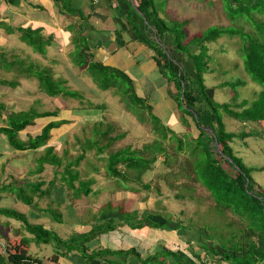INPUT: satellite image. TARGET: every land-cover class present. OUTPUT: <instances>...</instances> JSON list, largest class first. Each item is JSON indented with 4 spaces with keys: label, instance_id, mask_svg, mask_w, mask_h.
<instances>
[{
    "label": "trees",
    "instance_id": "16d2710c",
    "mask_svg": "<svg viewBox=\"0 0 264 264\" xmlns=\"http://www.w3.org/2000/svg\"><path fill=\"white\" fill-rule=\"evenodd\" d=\"M55 1L59 3L58 0ZM8 2L18 4V0H8ZM223 2L225 8L229 7L233 14H250L253 10L262 11L264 9V0H223ZM135 7L144 16L146 22L142 40L154 52L159 67V75L162 79H167L169 83L165 98L153 97L156 90L154 88L144 91L129 72L95 59L84 35H81L80 47L82 48L76 51L77 57L73 62L82 68L86 66L85 68L91 74L93 81L101 89L112 88L116 90L120 100L124 102L126 110L135 115L142 124H146L149 133L155 136L152 142L144 144L142 148H133L132 143L124 148L111 149L105 152V149L114 144L117 139L110 135L115 127L113 123H108L102 130L104 122L99 121L93 127L92 136H85L84 140H80L78 156L63 165L62 158L54 152L55 147L48 144L53 137L52 130L68 123L69 118L59 119V112L56 110L40 112L30 108L13 111L4 108L2 102H0V115L6 113V118L3 119L5 125L0 126V134L4 135V141L8 142L10 147L15 150L31 149L36 152L40 147H44L37 160L36 170L32 172L33 174H40L46 164L53 165L55 168L63 167L61 180H52L49 185L50 196L54 191V184L61 190L65 182L81 195L89 196L92 193L95 176L89 175L88 178H82L80 170L73 168V166H79L80 163L91 167L90 162L94 163V159L98 161L104 159L107 177L119 178L128 183L135 182L137 184L138 182L137 186H139L143 182L144 174L154 168V163L160 154L164 155L163 163L172 167V164L178 160V152H188L187 154L190 153L191 158L195 157L192 162L195 164L194 166L192 164L193 173L186 176H192L194 181H199L209 191L212 200L216 201V204H212L214 207H223L237 218L231 222V225H235V228L231 226L232 236L224 242L222 236L214 239L209 233H202L201 230L194 227L190 228L182 223H176L172 218L165 219L162 217L163 215L161 216L152 210H143L140 217L138 210L126 211L121 205H119V209L111 207L107 210L110 206L105 204L102 208L104 209L102 213H105V216L101 217L106 219L105 221L100 218V215H97L96 221H93L92 227L88 231L75 232L67 238H62L54 232L51 236L49 230L42 225L32 224L28 221L26 214L19 213L13 208H6L0 210V214L20 219L31 235L23 234L20 237L8 238L4 245L5 250L3 253L0 252V264H45L48 257L42 258L39 255H33L30 250L31 244H34L40 246V251H46L45 244L48 243L54 246V248L51 247L54 253L51 260L55 261V264H59L60 257H68L74 251L83 255L86 264L108 255L118 258L114 262L110 260V264H131L124 260V257L129 254L137 258L134 264H264V191L258 190L256 181L249 171L240 167L236 162V166H234L229 160V158L234 160L230 143L236 135L234 132L227 131L223 121V114H226L244 123L264 122V24L257 25L258 36L243 33L235 28L225 30L215 26L204 31L201 36H195L184 43L183 38L186 33L181 31L180 34L175 19H173L175 24H169L159 16L154 0H138ZM61 10L72 15L79 12L78 9L73 6L70 7V5L68 9L66 7L65 9L61 8ZM235 17L232 16V18ZM0 25L7 27L10 33L15 31V33L20 34L19 37L24 43L41 54L46 53L47 46L51 45L53 40L51 35L45 36L41 28L33 29L19 26L15 30L2 21H0ZM82 31L83 28L76 29L78 34H82ZM223 33L230 35L238 33L244 39L242 54L246 71L255 82L263 87L259 97L251 103L248 100L237 103H222L210 95V87L208 88L205 81V73L210 71L208 67L210 55L206 42L217 40ZM168 38L171 40L170 42H167ZM196 48H198V52ZM179 56L187 57L192 62L194 75L184 68ZM0 67L17 69L21 74L19 77L30 78L34 76L38 80L40 90L49 96L55 97L60 94L73 97L82 96L77 91L59 88L58 86L63 82L54 78L53 70L49 66H42L37 62H27L23 58L8 59L5 53H0ZM236 83L239 84L238 81ZM0 84L15 88L19 85V80L18 78L12 80L0 78ZM236 98L235 95L234 100ZM167 101H170L172 107L175 105V109H178L177 113L181 115L179 120H177V115L169 112L170 118L166 121L158 111L156 105L162 103V106L167 108L169 107ZM170 113L171 115H169ZM43 119H47L48 122L43 125L39 132L28 135L26 140L19 136L21 131L38 124ZM185 126L191 128V131L180 134L179 132H182ZM194 131L197 135L194 137L195 139H192L190 135ZM252 134L253 132L243 131V137ZM123 135L124 133H120L117 136ZM102 137L108 139L105 144H102ZM185 141H191L190 144L194 147L187 150ZM218 146L220 147L219 150ZM93 149H95L94 152L91 151ZM198 151L206 155V159L200 161L199 164ZM97 168L95 167L93 171L98 172L99 169ZM56 172L58 174V169ZM183 173L182 168L178 171L171 168L166 176L176 178L182 176ZM10 176L9 184L6 187L3 185L4 187H0V190L9 192L16 202L21 201L28 205L40 204L36 198L43 199V193L47 190L42 189V187L46 182L41 180L35 184L29 181L27 185L32 186L33 194H25L18 184L22 181L15 178L13 174ZM142 184L141 188L143 189L151 186L150 183ZM13 191H16V194ZM218 202L224 204H218ZM51 212L53 211L51 210ZM53 213L55 219L57 216H62V211L57 210ZM69 213H72L69 219L73 220L75 214L71 211ZM145 226L154 230H177L180 232L178 233L180 238L188 247L197 239L200 250L195 251L190 248L188 252H184L159 242L155 244L153 252H149L145 256L135 246L128 250L125 248L120 250L110 248L91 250L88 246L92 239L104 232L108 233L122 227L134 229ZM15 232L18 233L17 230ZM201 251H204L203 256H201Z\"/></svg>",
    "mask_w": 264,
    "mask_h": 264
},
{
    "label": "rangeland",
    "instance_id": "374dc122",
    "mask_svg": "<svg viewBox=\"0 0 264 264\" xmlns=\"http://www.w3.org/2000/svg\"><path fill=\"white\" fill-rule=\"evenodd\" d=\"M136 3H138V0H134L133 5L136 6ZM66 5L68 9L69 6ZM154 5L159 16L165 22L169 24L177 22L180 34L182 32L186 33L183 38L184 43L195 36H201L204 31L215 26L222 27L225 30L235 28L243 33L258 36L259 32L256 27L258 24H264V9L262 11L253 10L250 14H233L230 12L229 7L225 8L223 0H154ZM17 11L18 8L0 9V17L11 16V19H7L9 21L5 19L0 21L9 24L16 30V28L22 26ZM47 12L50 14V11ZM66 16L68 17V15ZM232 16L236 17L232 18ZM173 19L176 22H173ZM58 20L59 24L66 26L64 29L66 28L68 32L74 33L75 37L72 36L73 47L59 49L56 43L53 42L47 46L46 53L41 54L27 43H24L19 37L20 34L15 33V31L10 33L7 27L0 25V53H5L8 59L23 58L27 62H37L42 66L51 67L54 78L63 82L58 86L59 88L77 91L82 96L73 97L64 96L63 94L55 97L49 96L40 90L38 80L34 76L30 78L19 77L21 74L17 69L0 67V78L8 80L18 78L19 80V85L15 88L0 84V102H2V105L4 104L3 107L13 111L28 110L30 108L40 112L56 110L59 112V119L68 117V123L52 130L53 137L48 144L55 147L54 152L62 158L63 165L78 156L80 140H84L85 136H92L93 127L99 121L104 122L102 130L105 129L108 123H113L115 127L110 135L117 139L114 144L108 147L109 149H105V152L111 149L124 148L132 143L134 144H132L133 148H142L144 144L152 142L155 136L149 133L146 124H142L135 115L126 110L125 104L120 100L116 90L112 88L101 89L93 81L91 74L85 68L86 66L82 68L75 65L73 60L77 57L76 51L82 48L80 45L81 35L83 34L76 32L74 24L70 25L72 18L60 16ZM57 21L53 19V22L57 23ZM64 38L68 46L66 34ZM243 46L244 39L238 33L234 35L223 33L217 40L206 42L208 54L210 55L208 63L210 71L205 73V81L208 88L210 87V95L218 102L237 103L248 100L251 103L259 97L263 89L262 85L255 82L246 71L242 54ZM196 50L198 52V48ZM179 59L184 68L194 75L192 62L187 57L179 56ZM153 78L154 84L165 83L167 91L169 86L167 79L164 78L165 81H161L156 73ZM237 81L239 84L236 83ZM160 89L163 90V87H160ZM235 95L236 100H234ZM223 115L227 131L234 132L236 135L230 143L234 160L232 158H229V160L234 166H236V162L240 167L249 171L256 181L258 190L264 191V122L244 123L226 114ZM179 116L181 117L180 114H178ZM4 118H6V113L0 115V126L5 125ZM46 122H48L47 119H43L38 124L27 127L19 133V136L24 140L28 139V135L39 132ZM244 130L253 132V134L243 137ZM190 131L191 128L185 126L184 130L179 133H189ZM120 133H124V135L117 136ZM194 133L190 135V138L195 139L194 137L197 134L195 131ZM3 137L4 135L0 134V172H4V175L13 174L15 178L22 181L18 184L24 182L25 184H21L20 188L25 194H33L32 186L27 185L29 181L35 184L41 180L46 182L42 187V189L47 190L43 193V199L35 196L38 197L36 200L40 202L43 208H48L53 212L62 211V216H57L47 228L51 236L55 233L59 237L67 238L75 233L74 225L68 220V217H71L68 209L70 205L74 206L76 217L80 219V222L90 226L93 221H96L97 215H100V218L105 216V213H102L105 204L110 206L107 210L111 207L119 209V205L123 206L126 211L138 210L140 211L138 213L140 217L143 210H152L161 216L163 215L162 217L165 219L172 218L176 223H182L190 228L194 227L201 230L202 233H209L214 239L222 236L224 242L232 236V227L235 228V225H231V222L234 219L237 220V218L223 207H214L212 204H216V201L212 200L209 191L199 181H194L192 176L188 177L189 173L190 175L193 173L192 164L193 166L195 164V162L192 163L195 157L191 158L190 153L187 154L188 152H178V160L172 164V167L163 163L164 155L160 154L154 163V168L144 174L142 183H150L151 185L147 189L141 188L142 183L137 186L138 182L137 184L135 182L128 183L119 178L107 177L104 159L100 161L94 159V163L90 162L91 167L80 163L79 166H73V168L80 170L82 178H88L89 175L95 176L92 193L89 196L81 195L71 189L65 182L66 186L62 185L61 193H53L55 197L53 199L48 192L49 185L52 180H61L63 167L55 168L53 165L46 164L40 174H33L32 172L36 170L37 160L44 147H40L36 152L31 149L19 151L11 148ZM102 139V144H105L108 140L107 137H102ZM185 143L187 150L194 147L190 144L191 141H185ZM94 150L91 151L94 152ZM203 159H206V155L198 151V164ZM95 167H98V172L93 171ZM171 168L176 169V171L182 168L184 173L176 178L166 176ZM56 169L59 171L58 174ZM127 185L130 187L129 189H127ZM54 187H56V184H54ZM56 192H60V190H56ZM13 193L16 194V191H13ZM63 194L65 199L62 197ZM11 202H14L12 197L5 204H12ZM218 204L224 203L218 202ZM51 214L54 215V213ZM26 217L29 222L34 221L28 214ZM7 218L9 219H5L9 222L21 221L15 217L8 216ZM20 226L22 227H18L17 231L21 234L31 235L27 230L26 232L22 230L25 228L24 223ZM2 228H4L3 225ZM173 233L180 232L173 230ZM187 234L189 235L188 231ZM172 238L178 242L173 244L175 250L181 249L184 252H188L190 248L195 251L200 250L197 239L196 242L190 243L188 247L185 242H182L180 236V239L177 240L175 234H173ZM151 242L158 244L161 241L158 239ZM180 242L181 244H179ZM45 247L47 251H40V246L31 244L30 251L33 255H39L42 258L51 256V252H53L51 247L54 248V246L48 243L45 244ZM203 254L204 251H201V256Z\"/></svg>",
    "mask_w": 264,
    "mask_h": 264
},
{
    "label": "crops",
    "instance_id": "0c3cea01",
    "mask_svg": "<svg viewBox=\"0 0 264 264\" xmlns=\"http://www.w3.org/2000/svg\"><path fill=\"white\" fill-rule=\"evenodd\" d=\"M58 2L59 3L55 0H18V4H11L8 0H0V9L18 8V19L22 23V26L24 28L31 27L33 29L41 28L44 35H51L53 37L51 44L53 42L56 43L59 49L73 47L72 36H75L73 32H68V29H64L66 26L59 24L58 17L64 16L66 18H72V23L70 22V25L74 24L76 29L83 28L82 34L86 36L95 59L101 60L107 65L116 66L117 68L129 72L131 75H135L133 76L134 79L144 91L150 90L151 88L156 89L153 97L157 99L160 96L163 98L166 97L165 83L159 85L153 83V75L155 73L159 79L161 77L159 75V67L154 57V52L142 40L146 22L144 16L133 5L134 0H58ZM66 4H68V6L70 5V7H75L79 12L73 15L64 14L61 8L65 9L67 7ZM47 11H50V14H48ZM66 15H68V17ZM3 19H11V16L8 17L7 15L0 17V20L3 21ZM53 19H56V21L58 20V24L53 22ZM65 34L67 36L68 46L64 38ZM170 41L171 40L168 38L167 42ZM135 65L137 66L135 67ZM163 79H161V81H165ZM160 87H163V90H161ZM167 103L169 106L167 108L162 106V103L156 105L158 111L166 121L170 118V116H168L169 112L178 116V109H175V105L172 107L170 101H167ZM171 113L169 115H171ZM179 119L180 116L177 120ZM10 177V173L4 175V172H0V187H6L10 182ZM56 190L60 189L55 187L53 193L62 192L61 190L60 192H56ZM53 193L52 197L55 199ZM10 197L12 196L9 192L3 189L0 190V210L6 209L9 206V208L18 210L19 213L28 214V216L34 220L31 221L32 224L42 225L45 228H48L50 224L53 223V220H55L51 214L53 212L48 210V208H43L40 204L28 205L21 201L5 204ZM62 197L65 199L64 194ZM68 209L75 214L73 220H70V217H68V220L74 225V232L88 231L92 227L91 225H82V223H80L79 218L76 217V210L73 205H70ZM69 214L72 216V213ZM6 216L5 214H0V252L2 253L5 250L4 245L8 238H15L23 235L19 231L18 233L15 232L18 227H22L20 225L23 222L11 221L13 222V224H11L8 220L6 221V219H9L7 218L8 216ZM5 224L6 226H4ZM2 225L4 228H2ZM22 230L26 232V227ZM173 234H175L177 240L180 239L178 233H173V231L167 229L154 230L148 226L134 229L122 227L108 233L104 232L97 235L88 243V246H90L91 250L100 248H110L112 250L125 248L128 250L135 246L140 253L147 256L155 247V243L151 242L152 240L156 241L159 239L161 241L160 243L168 247H174L173 244L178 242L176 239L172 238ZM179 244H181V242ZM53 254L54 253L51 252V256H48V261H46L45 264H55V261L51 260ZM115 259L118 258L108 255L105 258L95 259L91 261L90 264H110L109 261L111 260L114 262ZM124 260H126L125 262L128 261V263L134 264L137 258L129 254L127 257H124ZM58 263L86 264V259L83 258L81 253L74 251L70 253L68 257H60Z\"/></svg>",
    "mask_w": 264,
    "mask_h": 264
}]
</instances>
